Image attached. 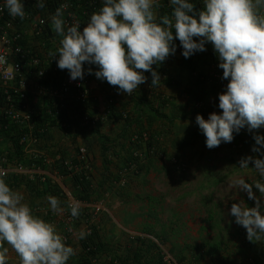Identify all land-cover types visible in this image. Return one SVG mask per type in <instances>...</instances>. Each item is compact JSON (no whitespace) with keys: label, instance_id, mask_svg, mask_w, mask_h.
Returning a JSON list of instances; mask_svg holds the SVG:
<instances>
[{"label":"clouds","instance_id":"obj_1","mask_svg":"<svg viewBox=\"0 0 264 264\" xmlns=\"http://www.w3.org/2000/svg\"><path fill=\"white\" fill-rule=\"evenodd\" d=\"M170 5L171 15L158 18L155 9L159 4L154 0H104L83 31L79 22L66 23L63 10L67 5H61L50 17L53 31L62 38L61 46L49 55L59 56L58 68L67 69L72 80L83 79L84 63L94 64L99 68L94 73L98 79L131 95L146 82L144 72H151V86L158 85L160 77L152 66L175 54L174 40L180 41L185 58L206 51L205 45L211 43L223 70L221 79L228 83L226 91L219 94L222 111L210 113L207 120L196 116L206 146L213 149L230 143L233 134L245 127L249 132L264 127V14H258L264 0H203L201 9L189 0H170ZM5 6L12 17L25 18L22 0H5ZM38 7H45L43 0H38ZM87 71L92 74V68ZM253 139L252 151L264 157V136L256 134ZM260 157L242 158L239 166L248 168L252 162L264 178V158ZM4 175L0 172V264H6L9 252L4 242L18 254L20 264H66L75 250L54 224L33 214L24 195L13 190ZM253 187L264 197V182L240 180L238 189L246 192L255 206L233 203L230 214L246 229L250 242H260L264 241V203ZM46 199L53 213L65 211L57 197ZM68 208L72 217L80 215L79 201L73 199ZM86 235L82 231L79 238Z\"/></svg>","mask_w":264,"mask_h":264},{"label":"crops","instance_id":"obj_2","mask_svg":"<svg viewBox=\"0 0 264 264\" xmlns=\"http://www.w3.org/2000/svg\"><path fill=\"white\" fill-rule=\"evenodd\" d=\"M157 16L158 18L160 17L159 13H157ZM205 47L206 51H198L191 55L194 59L192 63L194 73H192V68L187 69L180 66L183 58L182 54L169 56V62L164 68V72L168 75L167 79H170V82H167V79L162 80L159 74L160 81L156 87H152L150 92L152 97L158 98L159 101L161 100L164 103L163 109L160 111V116L164 117V119L159 118L152 126H148L145 122L143 123L144 130L140 134L149 135L151 138L149 142L154 146V148L150 147L153 152L147 154L148 157L142 163L140 173L130 176V181L126 188L116 187L115 189L111 187L112 181L110 176L118 174L120 178L123 171L121 168L124 167L125 159L128 158L129 154L127 150L128 143H126L124 138L130 135V131L139 129L138 127L128 129L127 123H109L93 130H71L68 133H64L58 128L53 127L50 129L48 136L44 138V149H46L50 156H52L55 148H60L65 157L69 160H74L78 147L84 146L87 148L92 166V190L89 192L90 198L94 199L95 202L103 200L107 210L103 214L102 219L99 221L100 216L99 222H96L95 241L107 245L109 249H112V252H116L120 244L131 243L134 241V238L148 235H141L136 233L135 230L141 224V230L148 233L153 228L151 225H155V222L161 219L160 216L165 214L171 216V221L169 222V219H167L164 232L167 236L175 237L174 239L183 241L181 243L185 244V239L187 238L185 231L186 229L187 231L189 230L186 228L188 224H182L178 221V218L182 217L186 210L177 207L172 209L171 206H168L170 201L166 198L169 197V191L176 190L177 192V190L185 189L195 179L198 182L200 181L197 194L200 192H210L212 187L230 178L233 174L232 171H224V175L221 173L214 174L217 170L213 172L208 171L205 174L201 173V167H203L200 160L201 148L199 149L200 156H195L194 152L191 151V144L195 143L198 146L197 140L200 141L203 134L202 132H197L195 125L187 118L193 116L194 110L200 108H204V111L208 115L215 112L214 106L219 102V94H221V91H216L215 89L216 81L212 77V74L219 71L222 76L223 70L218 67V56L214 52L212 44L207 43ZM208 52L210 55H213L212 59L208 55ZM97 68V65H93L91 74L92 89L95 96L104 98L107 87L105 80L98 79L95 76L94 73L99 70ZM199 74L206 77L207 83L204 86L197 84L195 80ZM222 81L226 89L228 80L222 79ZM147 86L146 80L145 83L138 86L137 90L139 91V89ZM116 101L118 106H122L127 100L124 95L118 94ZM131 107L132 105L129 106V109ZM220 112L219 110L216 113L219 114ZM145 116L143 114L141 118ZM172 121L173 123H171ZM244 129L248 131L246 127ZM258 131L264 132V127H261ZM9 144V150L13 151L12 146ZM108 149H111L110 155L106 156V150ZM163 152L168 155H165ZM254 157H260V154L256 153ZM174 161L182 163L185 167L187 166L186 169L185 167H177L173 164ZM56 168L44 167L42 171L40 170L33 177L10 175L5 180L13 190L19 191L24 195L25 202L29 204L35 216L54 224L58 233L62 234L64 231L63 220L61 219L62 214L57 215L51 211L46 199L47 196L52 195L57 197L62 202L61 206L65 209V199H63V196L65 197L67 193L79 196L84 193L80 191L71 177L65 176L62 173L59 174ZM257 177L259 181L264 182V178ZM114 185L118 186L117 182ZM194 191L183 194L177 200V204L179 205L184 198L189 199L193 197L196 194ZM261 198L264 199V197ZM164 199L168 201L165 208L162 203ZM198 199H200L199 201H201L202 205L196 207L194 212L195 217L191 219L195 221L196 216L202 218L200 219L202 224L198 226V232L215 241L216 239L211 236V232L220 229V225L223 222L222 217L216 213L214 204H210V194L203 197L199 196ZM137 202L140 203V209L135 208L130 210L129 208L132 203ZM246 205L249 208L254 207L249 202ZM186 214L188 217H191L187 212ZM86 215L80 216L75 228V235L72 236L70 243L67 244L75 250L76 254L70 257L66 264H80L81 262L82 247L80 245L81 239L79 238V233L85 231L86 223L84 216ZM231 221L230 216L228 223L230 224ZM172 222L175 223L173 224ZM231 227L236 228V225L231 224L230 228H226V230L233 234L235 228ZM217 239L219 238L217 237ZM230 239L233 240V237L231 236ZM222 245H224L223 242ZM256 245V256L258 257H247L241 254L238 256L231 255L225 258V263L228 261L230 264H254V262L256 264H264V241L256 242ZM4 246L9 248L6 264H20V258L11 246L6 242Z\"/></svg>","mask_w":264,"mask_h":264},{"label":"built area","instance_id":"obj_3","mask_svg":"<svg viewBox=\"0 0 264 264\" xmlns=\"http://www.w3.org/2000/svg\"><path fill=\"white\" fill-rule=\"evenodd\" d=\"M79 1V0H77ZM195 0H189L193 3ZM45 7H38V0H22L25 8V18L12 17L5 0H0V131L9 130L7 125L15 127L13 133L22 151L21 156L9 162L3 155L0 159V172L7 178L10 175H26L33 177L42 171L41 167H57V171L81 182L92 180V166L86 147H78L74 160L64 156L60 148H55L50 156L44 149L45 134L51 128H58L64 133L71 130L84 131L96 129L109 124L112 105L118 94L128 100L137 94V89L131 95L124 92L109 90L104 98L95 96L92 89L91 74L84 71L83 79H70L67 69L61 70L57 66L59 56L52 57L49 52H55L61 45L58 36L51 27L50 17L61 5H67L64 19L67 24L79 22L80 31L87 25L90 18L83 19L75 11L74 0H43ZM159 8L170 9V0H154ZM264 9V8H263ZM258 14H264V10ZM171 15V13H170ZM175 35V30H173ZM175 54H182V46L178 39ZM162 80L167 79L166 73H161ZM215 81L221 80L220 73H213ZM152 88L149 87V90ZM100 100L102 101L100 105ZM126 118V113L122 114ZM45 121V124L41 122ZM52 123V124H51ZM151 138L148 134H133L131 137V160L122 168V174L117 187L126 188L130 176L136 174L146 158L153 150L146 144ZM9 139L0 136V147ZM161 155V154H159ZM158 155V156H159ZM162 156V155H161ZM27 162V164H25ZM179 168L183 164L174 161ZM58 166L61 170H58ZM43 177V175H41ZM77 200L81 204L80 215L86 223L85 237L92 236V223L107 212L103 200L88 203L75 198L71 193L65 195V211L62 213L64 231L61 234L69 244L80 215L76 218L70 215L68 203ZM156 243L160 248L162 264H176L168 250H166L153 236H141ZM5 243V242H4Z\"/></svg>","mask_w":264,"mask_h":264},{"label":"trees","instance_id":"obj_4","mask_svg":"<svg viewBox=\"0 0 264 264\" xmlns=\"http://www.w3.org/2000/svg\"><path fill=\"white\" fill-rule=\"evenodd\" d=\"M75 1V11L79 15V17H82L85 19L86 17L89 19L91 15L94 12H99L101 7L103 6L104 0H74ZM194 5L196 9H201L203 7V0H195ZM159 16H163L165 14L170 15L171 13V8L165 9L162 8L159 10ZM208 55L212 59L213 55H210L208 52ZM207 57V55H206ZM208 58V57H207ZM169 57L162 63L160 64H154L152 68L158 73H166L164 72V68L167 66V63L169 62ZM194 59L193 56H190L189 58H185L183 56L180 66L182 68H187L191 69L192 68V63ZM93 65L94 64H88L84 63L83 68L84 71L88 73V68H92L93 70ZM98 69V68H97ZM137 71H142V70H137ZM195 71L192 68V73ZM146 77H147V87L137 90V94L131 98V99H126L127 101L125 102L124 105L118 106L117 101L112 105L111 108V113L109 116V123L113 124H118V123H127L128 129H133L134 127H138L139 129H135L133 131H130V135L128 137H125L124 139L126 140V143H128V158L125 159V165L126 163L131 160V148L133 147L131 143V137L133 134H140L144 129H143V123L145 122L148 126H152V124L156 121L159 120V118L164 119V117L160 116V111L163 109L164 103L159 101L158 98H154L150 95L151 90H149V87H156V86H151V81H152V75L151 72H144ZM219 73V71H217ZM222 77V76H221ZM197 84L204 86L207 83L206 77L202 75H198L195 78ZM167 82H170V79L166 80ZM222 79L219 80V82L216 81L215 83V89L216 91H221L224 92L226 89L222 84ZM105 85L107 87L106 89V94L109 90H115L116 92H119L118 86H111L106 80H105ZM102 101L100 100V105ZM131 109H129V106H131ZM219 102L215 104L214 109L215 112L217 111H222L218 107ZM201 110V111H200ZM142 114H141V112ZM123 113H126V118L123 117ZM145 114L146 116L144 118H141L142 115ZM202 115L204 119H208V113L204 111V108H200L198 110H194L192 113L193 116H191L189 119L193 125H195V128L197 132H201L198 124L196 123V116L197 115ZM173 123V121L171 122ZM41 124H45V121L41 122ZM52 124V123H51ZM9 130L2 129L0 131V136L9 139L4 146L0 147V159L5 155L8 159L9 162H13L14 159L17 157L21 156L22 151L19 148L18 142L15 138V135L13 133L17 132L15 127L12 125H7ZM85 131V130H84ZM259 134L264 136V132H260L258 130H253L252 132L246 131V129H241L239 133H234V139L232 143L234 144L235 149L238 150V152L243 155L242 157H245V155H250L253 154L254 152L252 151L253 146L255 145V140L253 139V136ZM48 134H45L43 138H46ZM153 141V140H152ZM9 145L12 146V150H9L8 147ZM148 143V144H147ZM146 144L151 147L152 145L150 142H146ZM154 148V146H152ZM157 148V147H155ZM111 149L106 150V156L110 155ZM27 164V162H25ZM124 165V167H125ZM44 167H41L43 169ZM58 169L61 170V168L58 166ZM122 169V168H121ZM141 166L139 170H141ZM138 170L137 173H140ZM61 170V173L64 174ZM135 175V174H132ZM111 178V187H114L116 189L117 186L114 184L118 182L119 176L116 174L115 176L112 174L110 176ZM109 179V177H108ZM73 181L76 183V185L79 187L80 191L84 193L83 195H73L75 198L79 200H84L88 203H94L95 200L90 198V193L92 190V181L91 180H85L84 182H81L78 178H74ZM45 186V185H44ZM49 187V186H48ZM64 199V196H63ZM84 215V214H82ZM80 215V216H82ZM93 227V226H92ZM95 235H96V228L93 227V234L92 236L85 237L80 240V245L82 247V255L80 259V264H127L128 259L127 258H122L121 256H117L116 252H112L107 245L101 243V242H96L95 241ZM157 239V238H156ZM138 242L140 243L139 247L137 248L135 254L133 255L132 258V263L133 264H162L161 258H160V248L159 246L149 240L146 239H141L137 238ZM158 240V239H157ZM160 243V242H159ZM162 244V243H160ZM241 248L239 250V253L241 255H245L247 257L252 256V257H258L257 255V245L256 242H250L249 240L247 242H243L242 244L239 245ZM211 247V246H210ZM222 241H217L215 244L212 245L210 254L215 257L217 256V253L219 251H223L222 248ZM238 247V246H236ZM175 249V248H174ZM171 255L176 257V259L180 262H184L185 258L184 256L177 254L174 251H171ZM105 258V259H104ZM256 264V262H254Z\"/></svg>","mask_w":264,"mask_h":264},{"label":"rangeland","instance_id":"obj_5","mask_svg":"<svg viewBox=\"0 0 264 264\" xmlns=\"http://www.w3.org/2000/svg\"><path fill=\"white\" fill-rule=\"evenodd\" d=\"M262 9H259L258 11H261ZM203 134V133H202ZM205 136L204 134L200 138V141L197 140L198 146L195 145V143L191 144L192 149L191 151L194 152L195 156L199 155V149L201 148V156L200 160L202 161L203 167H201V173L205 174L206 172H213L214 170H217L214 174H223L224 171H232V176L226 180H223L219 184H216L215 187H212L210 189V192H200L197 194V190L199 189L200 181L194 179V182L190 184V186H187L185 189L182 190H174L169 191L168 195L169 197L166 198L169 200V205L172 209H175L176 207L179 209H185L186 212L191 215V217H188L186 212L185 214L178 218V221H180L182 224H188L186 228L189 230L185 231L187 238L186 243L182 244L183 241H178L174 239L171 236H167L165 231V226L167 223V219H169V222L171 221V216L168 215H161L160 220L155 222V225L152 224L153 227L151 231H148V233L143 232L141 230L142 225H139V228L135 230L136 233L139 234H148L152 235L158 242L162 243L161 246H163L166 250H168L171 253V251L176 252L179 254V256L182 255L185 258L184 262H179L176 257L173 255L172 258L175 260L176 264H230L225 263V258L227 256H238L240 255V244L243 242H247V232L246 229L240 225H237L235 223V217L230 214V209L233 203H239L240 201H243L245 204L249 202V204L255 206V201L250 200L247 196V193L238 189V182L240 180H244L247 183H254L255 181H258L259 178L257 176H260L257 171L253 169L254 165L252 162H249L248 168H242L239 166V162L242 158H246L248 156H255L256 153H253L250 155H245V157H242L237 149H235L234 144L232 142L230 143H221L218 147H215L213 149H209L206 146L205 143ZM157 143V142H156ZM157 146V145H156ZM158 147V146H157ZM159 148V147H158ZM160 149V148H159ZM164 153V152H163ZM165 155H168L164 153ZM258 155V154H257ZM157 157V156H156ZM175 165V163H173ZM179 164H182L179 162ZM187 167V166H186ZM185 167V169H186ZM215 167V169H214ZM229 169V170H228ZM199 176V174H197ZM201 176V175H200ZM171 186V185H170ZM174 188V184L172 185ZM199 195L200 197L208 196L210 194L211 201L210 204H214L216 213L220 214V217H222V224L220 225V229H216L211 232V236L214 238L215 241L211 238H208L202 233L198 232V226L202 224V221L198 216H196L195 221L192 219L195 217V209L197 206H201V201L199 196L196 194L189 198L184 200L178 205V201L183 194H187L188 192H192ZM253 192L256 194L258 198H260L261 202L264 203V199L261 198L259 191L253 187ZM163 200V206L165 208V205L167 204V200ZM186 199V200H185ZM209 204V205H210ZM140 209V203H132L130 206V210L133 209ZM262 212H264V208L261 209ZM104 215H101L102 219ZM231 216V223L229 224V217ZM192 218V219H191ZM191 219V221H190ZM98 220L92 223V226L96 228V222H99ZM190 221V223H189ZM173 224L175 222H172ZM229 224V225H228ZM231 224H235V231L233 234L231 232L227 231L226 228H230ZM137 225V224H136ZM86 227V226H85ZM144 230V229H143ZM174 231V229H173ZM220 236V237H219ZM233 237V240L230 239V237ZM222 241L224 243L222 250L217 253V256L213 257L210 254L211 247L210 245L214 244L215 242ZM184 240V242H185ZM210 242V243H209ZM140 243L138 242L137 238H134V241L131 243H124L123 245L120 244L118 246V249L116 250V253H118L117 256H121L122 258H127L128 263L127 264H133L132 258L135 254L137 248L139 247ZM238 246V247H236ZM175 248V249H174ZM112 251V249L110 248ZM181 255V256H182Z\"/></svg>","mask_w":264,"mask_h":264}]
</instances>
